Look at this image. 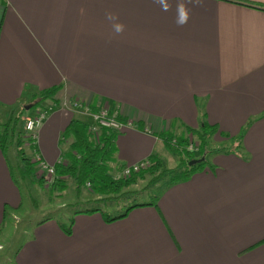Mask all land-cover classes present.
<instances>
[{
    "label": "crops",
    "instance_id": "obj_1",
    "mask_svg": "<svg viewBox=\"0 0 264 264\" xmlns=\"http://www.w3.org/2000/svg\"><path fill=\"white\" fill-rule=\"evenodd\" d=\"M168 3L0 0V119L59 86L34 133L46 164L67 161L73 119L91 124L103 109L124 119V165L173 159L161 134L185 137L202 120L234 147L120 219L78 213L70 233L53 218L36 223L0 264H264V0H185L183 26ZM9 165L0 150V234L22 199Z\"/></svg>",
    "mask_w": 264,
    "mask_h": 264
},
{
    "label": "trees",
    "instance_id": "obj_2",
    "mask_svg": "<svg viewBox=\"0 0 264 264\" xmlns=\"http://www.w3.org/2000/svg\"><path fill=\"white\" fill-rule=\"evenodd\" d=\"M58 89L59 86L41 90L36 96L37 99L35 98L36 100L27 104L30 105L29 107H38L44 100L53 98ZM24 106L26 104L17 113L9 114L10 116L0 123V150L6 155V158L9 151L13 150L17 162L21 163L20 166L18 162L17 170H19L18 173L22 180L29 177L33 178L37 165V162H32L30 155L34 154V133L38 127L33 133L25 128L26 132L23 135L17 131L18 124L25 121L24 118L28 112ZM49 109L42 108L41 111L48 110L49 112ZM108 114L117 121L122 122L124 120L119 116H112L109 110ZM118 133L119 130L109 127H102L96 133L91 132L89 124L78 119H73L64 130L62 138H72L71 152L64 156L67 161L65 163L60 161L54 166L53 180L50 183L39 178V184H51L49 186L50 190L53 192L57 190L60 193L66 188L65 178H70L78 192L82 188L88 187L95 196L73 203L72 216L68 218L67 222L58 220V224L64 232L70 233L73 217L78 213H99L105 222H111L126 216L135 207L156 204L159 196H155L154 201H135L137 193L125 190L130 185L136 184L139 179L144 178L145 174L152 175V184L162 181L160 189L165 188L189 177L196 171L210 167L211 165L208 162L210 155L231 151L234 148L232 143L230 145L224 144V146H221V144L211 145L210 141L214 136L219 135L222 139L227 136L224 132H220L217 126L209 125L205 120H202L199 127L187 128L185 137H174L168 132L161 134L165 147L173 156L178 158L179 163L176 166L170 168L165 160L152 156L147 159L150 162L148 167L123 177L121 170L126 165L118 162L115 156V137ZM190 136L195 137L198 141L196 151L187 149ZM240 139L241 135L236 138L237 144H239ZM26 145L27 147H25ZM12 146L15 147V150L11 148ZM196 152L198 153L197 156ZM34 157H36L35 154ZM201 157H204V159L199 163L188 165L190 160ZM9 161L10 172L14 177L11 160ZM116 171H118V175H115ZM14 181L18 182L15 177ZM107 207L114 208V212L107 211ZM50 218H42L37 223H42Z\"/></svg>",
    "mask_w": 264,
    "mask_h": 264
},
{
    "label": "rangeland",
    "instance_id": "obj_3",
    "mask_svg": "<svg viewBox=\"0 0 264 264\" xmlns=\"http://www.w3.org/2000/svg\"><path fill=\"white\" fill-rule=\"evenodd\" d=\"M33 102V101H32ZM23 105H20L12 110H10L9 114L17 113L19 109ZM26 106H30L29 104H26ZM43 105L40 104L38 107H30L28 109L29 113L25 116L24 120L26 121L28 118H31V115L34 114V112L40 108L42 109ZM25 107V106H24ZM14 111V112H13ZM8 114L7 117L10 115ZM1 118V117H0ZM6 119V118H5ZM5 119H0V123L4 122ZM25 121L20 122L17 127V131L23 135L25 130ZM26 134V133H25ZM190 138V137H189ZM192 142L195 144H198V141L195 139V137H191ZM26 140V137H25ZM215 140V139H214ZM213 138L210 141L211 145L216 146L217 144H221V146L230 145L229 143H219L217 141H214ZM220 140V138L218 139ZM27 147V145L25 146ZM15 150V147L12 146ZM169 151V150H168ZM171 152L169 151V154ZM15 153L13 150H10L7 154V158L11 160V164L13 167V173L15 179L18 180V186L21 191V205L20 208L12 213L10 212L9 217L7 218V221L5 223V228L2 229V233L0 234V263L4 260L6 250H16L20 246V243L31 234V230L35 226V224L45 217H51L56 220H62L64 222H67L68 218L72 216V204L77 201H84L89 198L95 197L91 191L86 188H82L79 192L75 189L74 183L70 178L66 179V188L62 192L52 191L50 190L49 185H40L39 184V178L44 179L47 183L50 182L49 179L46 180L45 176L43 175L42 171H39L38 163L36 165V173L33 178L29 177L26 179H21L20 174L18 173L19 170H17L18 162L17 158H15ZM29 154V153H28ZM196 156L198 153H195ZM32 158V162H35L34 154L30 155ZM170 156L173 158L171 159L168 157V160L166 161V164L168 167L172 168L176 166L179 162L178 159L170 154ZM212 158V155L208 157V162H210ZM20 166L21 163L19 162ZM115 175H118V171L115 172ZM47 177V176H46ZM48 178V177H47ZM151 174H145L144 178L139 179L136 184L130 185L125 190H128L130 192H136L137 196L135 197V201H154L155 196H159L161 192L166 188H161L160 186L162 184V181H159L155 184L151 183ZM24 181V182H23ZM150 184V185H149ZM151 186V187H150ZM150 187V188H148ZM127 203V202H126ZM107 211L114 212V208L107 207ZM11 215H15L12 216ZM25 233H28L26 236Z\"/></svg>",
    "mask_w": 264,
    "mask_h": 264
},
{
    "label": "built area",
    "instance_id": "obj_4",
    "mask_svg": "<svg viewBox=\"0 0 264 264\" xmlns=\"http://www.w3.org/2000/svg\"><path fill=\"white\" fill-rule=\"evenodd\" d=\"M71 105L74 108H80L83 106V104L78 101L72 102ZM47 113H48V110L39 111L34 117L28 118L25 122V128L29 132L33 133L35 129L39 126L41 121L44 119V117L47 115ZM124 125H125L124 123L117 121L114 117L109 116L107 109H103V110H99L97 113L93 115V121L91 124H89V130L95 133L102 127H109L114 130H120ZM196 147H197V144L192 142V139L190 136L187 149L189 151H196L197 149ZM35 161L38 163L39 171H42L43 175H46L48 177L47 178L45 176V179L46 180L49 179V181L51 182L53 180V175H54V166H50L46 164L38 156L35 157ZM149 164H150L149 160L144 159L134 164L126 165L122 168L121 175L123 177H127L133 172H138L139 170L148 167Z\"/></svg>",
    "mask_w": 264,
    "mask_h": 264
},
{
    "label": "clouds",
    "instance_id": "obj_5",
    "mask_svg": "<svg viewBox=\"0 0 264 264\" xmlns=\"http://www.w3.org/2000/svg\"><path fill=\"white\" fill-rule=\"evenodd\" d=\"M159 3L163 11H169L171 5L168 0H155ZM187 3H192L198 5L200 0H187ZM106 19L112 22V30L115 35H120L125 30V25L119 22L117 16L111 12L106 13ZM189 19V9L186 6L185 0H177L176 4V24L178 26H183L188 22Z\"/></svg>",
    "mask_w": 264,
    "mask_h": 264
},
{
    "label": "water",
    "instance_id": "obj_6",
    "mask_svg": "<svg viewBox=\"0 0 264 264\" xmlns=\"http://www.w3.org/2000/svg\"><path fill=\"white\" fill-rule=\"evenodd\" d=\"M30 107L29 106H25V109L28 110ZM204 157H201V158H197V159H192L188 162V165H194L196 163H199L201 160H203Z\"/></svg>",
    "mask_w": 264,
    "mask_h": 264
}]
</instances>
